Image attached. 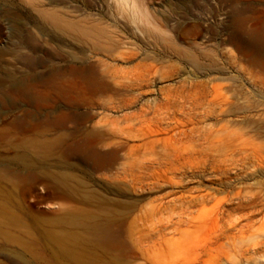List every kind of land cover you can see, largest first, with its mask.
I'll list each match as a JSON object with an SVG mask.
<instances>
[{
	"label": "rangeland",
	"instance_id": "1",
	"mask_svg": "<svg viewBox=\"0 0 264 264\" xmlns=\"http://www.w3.org/2000/svg\"><path fill=\"white\" fill-rule=\"evenodd\" d=\"M259 29L264 0H0V264H264Z\"/></svg>",
	"mask_w": 264,
	"mask_h": 264
},
{
	"label": "bare ground",
	"instance_id": "2",
	"mask_svg": "<svg viewBox=\"0 0 264 264\" xmlns=\"http://www.w3.org/2000/svg\"><path fill=\"white\" fill-rule=\"evenodd\" d=\"M56 16H57L56 17L57 21L59 23H61V21H62L61 15H56ZM258 35H259V37H263L264 36V29H259ZM58 51H59L58 52L59 55L62 56L60 48ZM72 68H74V67L72 66ZM59 73H60L59 79L62 80L63 76H61L62 75L61 69H60ZM58 84H59V86L62 85V83H58ZM216 190H217V188L214 185H206L202 188L197 189L196 191H190L187 194V196L185 197V203L188 206V208L191 209L192 207H194L196 205L204 203L207 199H209L214 194V192ZM236 197L240 200L242 199V197L240 196V193H237ZM230 199H232V198H230ZM230 199L228 200V202L230 201ZM230 214H231L230 208H223L220 210L219 214H217L218 216H216V217H219L218 219L221 222L218 240H223L224 238H228L230 240L232 238H235L237 236V234L240 233L241 231H243V229L246 226V224L241 225L238 221L230 220V218H229ZM248 220L249 221L247 222V224L251 223L253 221L252 216L249 217Z\"/></svg>",
	"mask_w": 264,
	"mask_h": 264
}]
</instances>
